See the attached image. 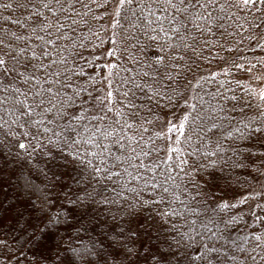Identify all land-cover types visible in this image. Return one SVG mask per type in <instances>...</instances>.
<instances>
[{
	"label": "snow or ice",
	"instance_id": "obj_1",
	"mask_svg": "<svg viewBox=\"0 0 264 264\" xmlns=\"http://www.w3.org/2000/svg\"><path fill=\"white\" fill-rule=\"evenodd\" d=\"M0 12V264H264V231L241 243L220 228L239 223L222 213L264 190L237 202L217 195L228 159L247 167L257 156L247 142L264 143V86L245 89L257 103L242 127L224 131L197 107L204 84L264 68L239 62L245 41L264 51V0H0ZM86 40L92 59L79 51ZM253 79L264 84V74ZM38 158L84 195L65 206L56 184L40 187ZM122 193L134 199L125 239L145 237L139 246H77L79 229L65 239L79 208L127 202Z\"/></svg>",
	"mask_w": 264,
	"mask_h": 264
},
{
	"label": "trees",
	"instance_id": "obj_2",
	"mask_svg": "<svg viewBox=\"0 0 264 264\" xmlns=\"http://www.w3.org/2000/svg\"><path fill=\"white\" fill-rule=\"evenodd\" d=\"M101 15H105L106 13L103 10H98ZM3 15H7L5 12H0V17ZM251 19V17H249ZM104 22H96L94 26L96 28H100V24ZM83 34L88 36L87 30H83ZM103 34V33H102ZM110 35V33H109ZM93 43H95L94 37H89ZM264 43V41H261ZM84 43L88 44V41H84ZM105 47H111L110 44L105 45ZM242 52L240 53L239 62L242 65H247L249 61L252 63H257L264 59V51H261L255 42L249 45L248 41H245L243 45H241ZM92 49V44H88L87 49H80L87 59H92V54H90ZM100 50H97L99 52ZM119 55V54H118ZM81 64H84V60H80ZM104 60L103 58L99 61L100 66H103ZM85 68L91 73L92 69L85 64ZM132 65H129L131 69ZM213 69L220 71L221 69L217 67V64L212 65ZM223 67H227L224 65ZM260 66L258 65L257 68ZM254 70V69H253ZM95 75L96 73H92ZM131 71L129 73L121 72V77L126 75H133ZM250 75L248 72L240 71L238 69H233L232 74L224 77L218 76L217 80L214 82H209L204 84L203 90L200 91V96L203 97L202 101L197 103L198 110L201 112L208 123H218L223 124V130H230L231 126H240L242 127L244 122L246 121V117H251L256 114V109L254 105L257 101L252 100L249 97L245 89L253 88L251 83ZM243 86V87H241ZM99 87V85H98ZM114 87H118V85H114ZM235 95L237 98H242L237 103L236 101L226 99L227 97H232ZM117 99H119V95L117 93ZM245 101H248L253 105V107H249ZM117 106H119L117 104ZM223 106L225 111L221 112L219 109ZM235 106V111H233V107ZM166 111V110H165ZM211 117V119H209ZM221 117H227V119L221 120ZM163 119V114L161 116ZM248 147L244 148L243 151L245 153L255 152L257 156L251 157L250 161L246 160L245 164L247 167H231L230 165L233 163L232 159H228V165L224 168V177L225 180L228 181L227 184L222 180L220 182L221 191L217 192L218 196L223 195L226 200L237 202L240 200L242 195H257L264 185V177L259 176L258 172L255 171L257 167L261 170H264V164L261 163L264 157H261L259 154L264 152V143H259L256 141L255 137H253L248 142ZM224 158L227 159L232 157V153L229 151L223 154ZM39 159V168H43L45 172L48 173V180H45L44 175L41 173H37L35 170L33 171L34 181L40 186L44 187L45 184L54 183L57 185V188L54 191L60 192L59 200L63 202L65 206H69V199H75L76 195L83 196L84 190L82 187H77L73 181H69L67 177H64L63 180L58 179L53 175L56 169L53 171H48L51 168V165L46 166L44 164L43 158ZM215 159V158H213ZM151 162V161H147ZM223 159L221 160V164H223ZM149 177L152 175L151 173H147ZM158 179H163V176L157 173ZM135 183V182H134ZM142 184V181L140 182ZM64 185H69V187H64ZM63 191H60V189ZM90 190V189H88ZM67 193V196L64 194ZM110 195H114V193H109ZM122 195H127V202L123 200H118L116 204L110 206H99L90 205L88 206V211L85 213L84 207H81L77 210L75 216H70L69 219L74 223L75 227H70L67 230V233L62 229V234L65 235V239H68V236L71 235L74 239L77 236L76 229H79L78 235L82 239H75V244L80 246L81 244L89 245L90 241H99L104 240L105 243H110L111 241L118 240L123 243L131 244L133 240L136 242V246H139L142 239H146L145 237H141L137 239L135 236H132L131 239L126 240L125 236L127 235V231L129 228V221L132 219L127 212L129 210L128 206L131 203H134L133 194L131 193H122ZM264 205V198H260L259 201L251 200L246 204L241 205L240 208L233 209L222 213L221 215L225 220H230L233 216L237 217L239 223L230 224L227 229H224V225L221 224L220 228L225 232V236L230 234L231 239L238 240L239 242H244V237L247 235L251 237L253 234H259L261 231H264L260 222L257 221L256 216L252 215V213H256L260 221H264V211H261L260 208L257 207V203ZM211 203V201H210ZM141 214L146 216L149 214L148 209L140 210ZM115 216V219L113 218ZM134 226V222H133ZM121 229L125 230V235H121ZM227 243H231V241H227Z\"/></svg>",
	"mask_w": 264,
	"mask_h": 264
},
{
	"label": "rangeland",
	"instance_id": "obj_3",
	"mask_svg": "<svg viewBox=\"0 0 264 264\" xmlns=\"http://www.w3.org/2000/svg\"><path fill=\"white\" fill-rule=\"evenodd\" d=\"M261 74H264V68L259 67V68H255L254 70H252V74L250 75V81L254 87V89H258L259 87L264 86V84H258L256 82V80L253 79V76H260Z\"/></svg>",
	"mask_w": 264,
	"mask_h": 264
}]
</instances>
